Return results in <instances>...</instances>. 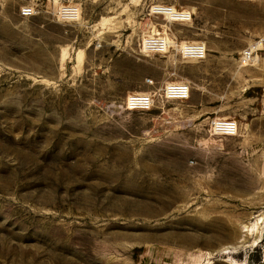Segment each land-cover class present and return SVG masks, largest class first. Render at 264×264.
<instances>
[{
    "label": "rangeland",
    "instance_id": "1",
    "mask_svg": "<svg viewBox=\"0 0 264 264\" xmlns=\"http://www.w3.org/2000/svg\"><path fill=\"white\" fill-rule=\"evenodd\" d=\"M156 35L172 46L147 49ZM134 92L153 105L128 108ZM229 261L264 264V0H0V264Z\"/></svg>",
    "mask_w": 264,
    "mask_h": 264
},
{
    "label": "built area",
    "instance_id": "2",
    "mask_svg": "<svg viewBox=\"0 0 264 264\" xmlns=\"http://www.w3.org/2000/svg\"><path fill=\"white\" fill-rule=\"evenodd\" d=\"M154 16L165 18L168 21L189 22L192 19V11L183 8H177L175 5L165 3H156L151 7ZM35 5L26 3L20 7V14L23 16H31L35 14ZM79 10L76 3L62 2L57 8V18L67 22H74L79 19ZM164 36H149L145 40V46L149 50L164 51ZM169 46H167L168 48ZM179 51L188 58L200 59L205 56L206 47L203 43L186 42L184 47L178 46ZM253 49L243 50L240 61L247 64L252 61ZM150 82H152L150 80ZM163 95L167 98L185 100L190 96V85L186 81H170L161 88ZM125 105L130 109H149L153 105V96L150 92H134L127 96ZM209 124L213 130L219 135H234L237 133V122L233 118H214Z\"/></svg>",
    "mask_w": 264,
    "mask_h": 264
},
{
    "label": "bare ground",
    "instance_id": "3",
    "mask_svg": "<svg viewBox=\"0 0 264 264\" xmlns=\"http://www.w3.org/2000/svg\"><path fill=\"white\" fill-rule=\"evenodd\" d=\"M165 40L167 41V43H165V49H164V51H166L167 50V46H172V43H171V41L169 40V38L168 37H165ZM190 43H197L196 41H191ZM185 44H186V42L185 43H182L181 44V47H184L185 46ZM63 49V48H62ZM63 51V50H62ZM61 56V55H60ZM64 56V55H63ZM63 58V57H62ZM64 60V59H63ZM257 223V222H256ZM246 229V228H245ZM230 262V264H236L235 262L233 263V261H229Z\"/></svg>",
    "mask_w": 264,
    "mask_h": 264
},
{
    "label": "crops",
    "instance_id": "4",
    "mask_svg": "<svg viewBox=\"0 0 264 264\" xmlns=\"http://www.w3.org/2000/svg\"><path fill=\"white\" fill-rule=\"evenodd\" d=\"M258 43H259V42H257L256 44H258ZM254 47H255V46H253V48H254ZM253 48H252V49H253Z\"/></svg>",
    "mask_w": 264,
    "mask_h": 264
}]
</instances>
